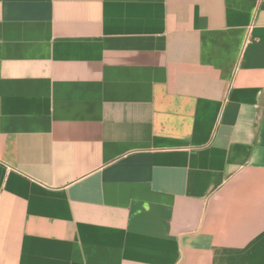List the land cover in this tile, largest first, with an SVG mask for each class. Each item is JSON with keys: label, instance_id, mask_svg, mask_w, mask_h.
Segmentation results:
<instances>
[{"label": "crops", "instance_id": "obj_1", "mask_svg": "<svg viewBox=\"0 0 264 264\" xmlns=\"http://www.w3.org/2000/svg\"><path fill=\"white\" fill-rule=\"evenodd\" d=\"M0 264H264V0H0Z\"/></svg>", "mask_w": 264, "mask_h": 264}]
</instances>
